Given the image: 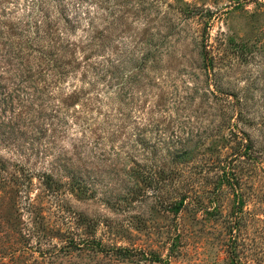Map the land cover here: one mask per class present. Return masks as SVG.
Listing matches in <instances>:
<instances>
[{
	"label": "rangeland",
	"instance_id": "obj_1",
	"mask_svg": "<svg viewBox=\"0 0 264 264\" xmlns=\"http://www.w3.org/2000/svg\"><path fill=\"white\" fill-rule=\"evenodd\" d=\"M232 257L264 264V0H0V264Z\"/></svg>",
	"mask_w": 264,
	"mask_h": 264
},
{
	"label": "trees",
	"instance_id": "obj_2",
	"mask_svg": "<svg viewBox=\"0 0 264 264\" xmlns=\"http://www.w3.org/2000/svg\"><path fill=\"white\" fill-rule=\"evenodd\" d=\"M41 19V20H40ZM45 19H47V18H45ZM45 19H43V18H39L38 19V21H35L34 23H35V32H34V34H33V39H34V41H35V44H27V45H29L30 47H31V49H30V51H35V53H33V54H35V59H36V62H35V64H37V66H35L36 67V71H37V73L38 74H42V72H43V67H44V65L43 64H41V62H39L37 59L38 58H41V59H43L44 61H46L45 63H49V62H52L53 61V63H54V65H56L57 67L58 66H61L63 63H61V62H56V59L54 58V54H55V51L54 50H49V51H47L46 52V47H38V45H37V41H39L40 39H43V38H48L49 37V34H50V32H48L47 31V29H45V25H44V21H45ZM68 19V18H67ZM41 28V29H40ZM49 39V38H48ZM68 39V38H67ZM67 42V41H66ZM30 51H28V52H30ZM29 65V64H28ZM28 65H26V66H24V68H23V70H22V72L24 73L23 75H24V77H27L28 76V73L29 74H35V71L33 70H31V68H30V66H28ZM32 67V66H31ZM31 72V73H30ZM32 76V75H31ZM239 221L238 220H234L231 224H230V230H231V232H233V229L236 231L238 228H239V223H238ZM234 231V232H235ZM234 235H235V233H234ZM231 263H233V264H235V260H234V258L232 257V261H231Z\"/></svg>",
	"mask_w": 264,
	"mask_h": 264
}]
</instances>
